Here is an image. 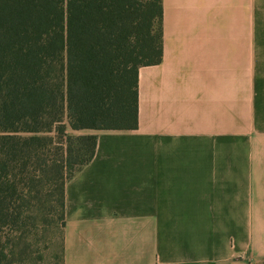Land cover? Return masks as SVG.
I'll list each match as a JSON object with an SVG mask.
<instances>
[{"label": "crops", "instance_id": "1", "mask_svg": "<svg viewBox=\"0 0 264 264\" xmlns=\"http://www.w3.org/2000/svg\"><path fill=\"white\" fill-rule=\"evenodd\" d=\"M138 125L65 185L64 264H262L264 0H161Z\"/></svg>", "mask_w": 264, "mask_h": 264}, {"label": "trees", "instance_id": "2", "mask_svg": "<svg viewBox=\"0 0 264 264\" xmlns=\"http://www.w3.org/2000/svg\"><path fill=\"white\" fill-rule=\"evenodd\" d=\"M161 29V0H0V264H37L44 222L64 264L65 185L97 138L74 132L137 129Z\"/></svg>", "mask_w": 264, "mask_h": 264}, {"label": "rangeland", "instance_id": "3", "mask_svg": "<svg viewBox=\"0 0 264 264\" xmlns=\"http://www.w3.org/2000/svg\"><path fill=\"white\" fill-rule=\"evenodd\" d=\"M35 224L41 227V223L44 221H33ZM32 222V223H33ZM57 221H55L56 223ZM49 223V224H48ZM44 222V226L46 227V231H44V246L46 247L45 250L36 254L37 264H59L60 258V248H61V230L55 228V224L53 225L50 222ZM53 246L50 248V246ZM38 257H42V260H39Z\"/></svg>", "mask_w": 264, "mask_h": 264}]
</instances>
